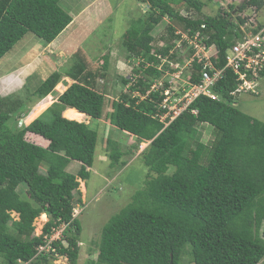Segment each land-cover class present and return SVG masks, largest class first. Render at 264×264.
<instances>
[{
  "label": "trees",
  "instance_id": "trees-1",
  "mask_svg": "<svg viewBox=\"0 0 264 264\" xmlns=\"http://www.w3.org/2000/svg\"><path fill=\"white\" fill-rule=\"evenodd\" d=\"M60 1L0 0V59L28 33L46 45L54 42L73 21ZM143 1L147 17L134 21L126 35L127 52L140 64L129 77L121 78L127 91L112 101L108 118L114 127L149 142L141 155L150 175L131 202L104 226L97 261L92 264H182L184 254L191 264H260L264 259V122L237 108L231 95L238 88L237 76L227 70L213 89L219 100L197 98L167 128L155 117L159 94L141 96L165 74L161 57H170L177 38V28L170 25L169 39L163 38V46H154L152 32L163 19L189 35L199 33L207 46L214 45L218 53L213 62L224 68L227 51L243 37L246 20L241 15L253 7L260 11L264 0H246L239 8L232 4L229 11L214 16L201 14V0ZM173 1L193 8L197 17L181 15ZM104 60L100 72L83 74L81 66L74 70L73 83L45 112L38 117L31 114L21 127L11 128L8 123L28 108L27 97L21 90L0 96L2 264L47 262L39 248L63 225V238L50 244V253L67 258L69 264L78 263L82 229L73 213L81 199L75 193L79 180L89 179L94 164L98 133L86 121L100 120L104 113L106 96L95 89L97 76L104 77L109 67L107 56ZM202 69V63L191 67L193 83L201 81ZM31 80L32 76L26 78L23 88ZM61 82L60 72H53L38 83L33 104L53 94ZM74 112L85 114L86 120L78 122ZM200 124L214 129L213 141L201 140ZM27 134L39 135L48 145L28 141ZM109 154L119 164V152ZM72 162L80 164L75 174L67 170ZM22 184L25 199L19 190ZM42 214L48 221L37 236L34 223Z\"/></svg>",
  "mask_w": 264,
  "mask_h": 264
},
{
  "label": "rangeland",
  "instance_id": "rangeland-1",
  "mask_svg": "<svg viewBox=\"0 0 264 264\" xmlns=\"http://www.w3.org/2000/svg\"><path fill=\"white\" fill-rule=\"evenodd\" d=\"M201 1L204 4L201 14L214 16L222 10L229 11V6L232 4L239 8L246 0ZM173 3L175 4V1ZM174 4L173 6L181 15L197 17L198 13L193 8L184 3ZM60 6L74 18L73 24L71 23L49 45L32 33H28L9 53L2 57L0 59V96L7 97L22 91L27 97L26 106L28 108H23L22 113L12 117L8 123L11 128L21 127L26 125L27 118L31 114L38 117L45 112L73 83L74 70L77 71L81 66L83 74L100 72L105 63L104 56H107L109 67L105 76H97L95 81V89L106 96L104 113L100 120L87 118L86 121L98 133L94 164L89 179L82 183L79 180V191L75 193L76 198L81 199L76 208L79 210L77 219L82 229L77 264H92L97 261L104 226L131 202L134 193L144 186L150 175L141 159V154L139 159L131 164L129 161L132 162L133 159H127L126 167L123 166L125 162H122L121 156L119 164H114L110 159L111 150L118 153L119 148L132 142L127 141L131 136L111 125L108 118L112 111V101L127 91V87L121 83V78L132 74V68L139 67L140 62L127 52L126 35L134 21L147 17L148 7L143 0H61ZM247 14L253 18L256 17L259 22L264 11L261 13L249 11ZM170 25L181 30L180 26L168 18L163 19L152 32L155 47L163 46V38L169 39L168 26ZM242 27L244 30L247 29L245 25ZM167 59L170 60V57ZM160 67L166 70L165 74H170L169 63H161ZM53 72H60L61 84L55 88L53 94L33 104V88L46 80ZM29 76H32V80L26 88H23ZM260 82L259 94L254 95L250 92L239 94L237 96L239 103L236 106L247 115L264 122V80ZM72 116L77 118L74 113ZM78 121L80 122L79 119ZM107 123L112 127H108ZM197 128L203 142L208 143L214 140L215 132L210 125L200 124ZM26 138L43 147L48 145V141L39 135L27 134ZM143 143L138 139L133 142L138 152L147 147L148 142ZM141 144L143 145L140 146ZM132 155L135 157L134 154ZM79 167L78 162H72L67 170L75 174ZM41 172L45 173L43 167ZM19 190L21 196L24 199L27 198L25 184H22ZM12 216L15 220L18 219L16 214L13 213ZM42 216L34 223L37 236L42 234L43 227L48 221L47 215L46 219H42ZM63 228L61 226L56 229L53 240L63 238L61 234ZM45 250L42 254L47 255L48 261H40L39 264H69L67 258L50 253L51 250L47 248ZM0 264H2L1 260ZM182 264H191L188 254L182 256ZM260 264H264V259Z\"/></svg>",
  "mask_w": 264,
  "mask_h": 264
},
{
  "label": "built area",
  "instance_id": "built-area-1",
  "mask_svg": "<svg viewBox=\"0 0 264 264\" xmlns=\"http://www.w3.org/2000/svg\"><path fill=\"white\" fill-rule=\"evenodd\" d=\"M249 11L257 12L253 7L241 15L246 20L247 29L241 27L243 37L227 51L224 68H217L213 62L218 53L217 48L214 45L207 46L199 33L189 35L181 30L176 31L177 38L174 40L173 49L170 50V61L167 57H161V63L170 64V74L166 73L154 79L147 94L141 96L145 98L151 93L159 94L161 100L158 102L155 117L164 124V128L185 112L197 98L204 96L211 100H219L213 89L227 70H231L237 76L238 88L231 93L233 97L248 92L259 94L260 80H264V36L262 29H259L257 18L247 14ZM174 54L176 58L173 59L171 56ZM195 63L203 65L199 83H193L190 76L191 67ZM193 113L196 114L197 111L193 110ZM78 214L79 210L75 208L73 217L76 218ZM63 227L62 236L66 226ZM55 233L56 229L47 245L39 248V254H42L45 248L51 250L50 244L61 239L53 240Z\"/></svg>",
  "mask_w": 264,
  "mask_h": 264
},
{
  "label": "crops",
  "instance_id": "crops-1",
  "mask_svg": "<svg viewBox=\"0 0 264 264\" xmlns=\"http://www.w3.org/2000/svg\"><path fill=\"white\" fill-rule=\"evenodd\" d=\"M264 11V6L262 7V9L260 10V11H258L259 13H261V12H263ZM74 19V18H73ZM259 23V26L261 27V29H262V31H263V36H264V15L263 16H261V18H260V21L258 22ZM73 24V23H72ZM236 99V104L238 105V103H239V101L237 100L238 98L236 97L235 98ZM81 114V113H80ZM84 115V114H83ZM85 118V117H84ZM108 127H112V126H110V124H106ZM125 133H127V132H125ZM127 134H129V133H127ZM131 137L130 138H128L127 139V141H129V142H132L131 144L129 143L128 145L127 144H125V145H127V146H125V145H123L121 148H119V150H120V152H119V154L121 155V160H122V162H125V167L128 165L127 163H126V160L128 159V160H130V159H133L132 160V162L131 161H129L130 163L129 164H131V163H133L135 160H137V159H139L138 157H140V152L142 151V150H139V152L137 151V149L135 148V146L133 145V142H136L137 141V138L134 136V135H131V134H129ZM142 143V142H141ZM143 145V144H142ZM148 146V145H147ZM132 149V150H131ZM133 151H135V153H133ZM137 152V153H136ZM132 154H134L135 155V157L132 155ZM107 155H109L108 153H107ZM126 157H128V158H126ZM125 159V160H124ZM142 159V158H141ZM124 160V161H123ZM127 164V165H126ZM124 167V168H125ZM89 171L91 172L92 171V168H89ZM81 181V180H80ZM83 181H81V183H82ZM82 199H84L83 197H82Z\"/></svg>",
  "mask_w": 264,
  "mask_h": 264
},
{
  "label": "bare ground",
  "instance_id": "bare-ground-1",
  "mask_svg": "<svg viewBox=\"0 0 264 264\" xmlns=\"http://www.w3.org/2000/svg\"><path fill=\"white\" fill-rule=\"evenodd\" d=\"M74 116H76L77 120L79 119L80 121L84 118V115L83 114H80V113H77V112H74ZM42 219H46V215L45 214H42Z\"/></svg>",
  "mask_w": 264,
  "mask_h": 264
},
{
  "label": "clouds",
  "instance_id": "clouds-1",
  "mask_svg": "<svg viewBox=\"0 0 264 264\" xmlns=\"http://www.w3.org/2000/svg\"><path fill=\"white\" fill-rule=\"evenodd\" d=\"M161 45H162V43H161ZM84 117L86 118V115H85V114H84ZM85 120H86V119H85ZM85 120H84V121H85ZM78 122H79V121H78ZM80 122H82V121H80ZM142 143H143V142H142ZM143 144H144V143H143ZM148 144H149V142H148ZM141 145H142V144H141ZM141 145H140V146H141ZM14 214H15V213H14ZM16 215H17V214H16ZM17 218H18V216H17Z\"/></svg>",
  "mask_w": 264,
  "mask_h": 264
}]
</instances>
